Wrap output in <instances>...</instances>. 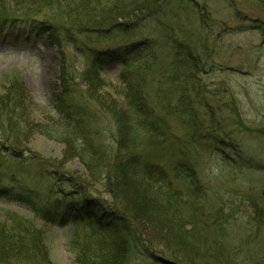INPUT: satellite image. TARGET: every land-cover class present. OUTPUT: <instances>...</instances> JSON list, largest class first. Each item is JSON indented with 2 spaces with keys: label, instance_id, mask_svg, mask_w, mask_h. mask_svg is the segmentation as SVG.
Listing matches in <instances>:
<instances>
[{
  "label": "trees",
  "instance_id": "16d2710c",
  "mask_svg": "<svg viewBox=\"0 0 264 264\" xmlns=\"http://www.w3.org/2000/svg\"><path fill=\"white\" fill-rule=\"evenodd\" d=\"M132 11L139 16L131 18ZM161 11V5L146 11L137 0H28L17 9L0 3V37L42 35L64 59L49 103L52 127L28 119L23 85L19 94L11 84L20 81H10L0 95V200L21 194L16 199L45 224L91 227L89 233L74 232L69 241L75 264H264L245 257L239 247L232 259H223L229 256L223 253V230L234 212L215 201L217 190L201 179L195 146L207 138L222 161L234 160L217 146L226 139L223 120L213 118L206 100L210 92L199 77L205 67L194 52L197 46L167 24L157 30ZM254 26L264 35L262 22ZM158 32L166 33L172 47L166 70L151 78L140 70L130 80L124 73L133 64H158L154 51L163 42ZM195 37L206 50L207 37ZM66 47L82 58V67L69 69ZM113 64L120 65L118 79L126 85L119 91L121 108L96 95L102 71ZM89 102L109 115V125H97ZM202 108L210 112L207 120L198 112ZM171 117L185 127L182 135L172 129ZM35 133L61 143L66 161L77 158L110 201L63 168L64 161L31 150L26 140ZM231 147L251 168L252 159L236 144ZM42 235L32 222L0 206V264H51Z\"/></svg>",
  "mask_w": 264,
  "mask_h": 264
},
{
  "label": "rangeland",
  "instance_id": "374dc122",
  "mask_svg": "<svg viewBox=\"0 0 264 264\" xmlns=\"http://www.w3.org/2000/svg\"><path fill=\"white\" fill-rule=\"evenodd\" d=\"M28 0H0L1 4L17 9L22 2ZM149 11L155 6H162L158 25L167 24L178 38L192 42L199 53L200 65L204 70L199 72L204 90L210 92L206 100L214 110L213 118L223 120L222 148L233 157L221 160V153L215 149V144L207 138H201L195 146L194 158L201 179L210 183L218 193L215 201H222L234 213L229 221L230 226L223 230V253L233 258L238 247L243 255L250 260H264V35L261 29L254 26L258 22L264 24V0H137ZM140 13L132 11L131 18ZM130 18V19H131ZM255 21V22H253ZM153 24V25H154ZM209 24L207 28L206 27ZM154 25V27H155ZM168 34V33H167ZM206 38L204 47L199 46L197 35ZM162 35V36H161ZM169 35V34H168ZM163 40L156 47L154 55L158 57L156 66L142 68V62L130 66L125 76L130 80L138 78L137 74L146 73V78L159 70H166L172 47L166 43V33H157ZM168 42V41H167ZM197 44V45H196ZM208 47V49H207ZM63 58L56 47L49 46L43 37L14 38L0 37V95L4 94L9 82L16 81L14 86L19 92L23 85L22 96L27 117L33 123L52 127L50 98L58 90L60 68ZM66 63L69 69L82 67V58L76 56L72 49L66 47ZM179 70V69H178ZM120 67L118 64L106 67L102 72L104 81L96 85V95L99 100L113 102L115 108L120 106L121 91L125 82L118 79ZM137 76V77H136ZM22 87V86H21ZM83 89V87H82ZM20 94V92H19ZM118 95V96H117ZM21 96V95H20ZM83 99L81 98L80 101ZM122 102V101H121ZM95 110L99 118V126L109 125L110 117L94 104L87 107ZM203 119H208L207 108L199 109ZM172 129L182 135L185 127L175 118H169ZM109 123V124H108ZM93 126V125H90ZM227 134V136H225ZM104 137H93L94 143H99ZM236 144L242 154L252 159L251 168L243 165L235 156L232 145ZM26 145L39 155L53 160L64 161V167L73 171L80 179L87 181L96 195L110 201L111 195L92 181L81 162L75 158L66 161L63 157L65 147L53 139L39 133L26 140ZM216 146V147H217ZM21 196V194H16ZM11 193L8 201L0 200L3 209L11 208L17 215L29 220L35 228L42 232L46 246L47 258L51 264H75L74 257L68 249L69 241L74 232L89 233L91 227L86 223L72 226L70 222L43 223L29 209L26 203L16 199ZM221 196V197H219ZM222 198V200H220ZM132 253L133 250L130 249ZM259 256L262 258L257 259ZM134 259V258H133ZM232 261V260H230ZM251 262V261H250Z\"/></svg>",
  "mask_w": 264,
  "mask_h": 264
},
{
  "label": "water",
  "instance_id": "95a60500",
  "mask_svg": "<svg viewBox=\"0 0 264 264\" xmlns=\"http://www.w3.org/2000/svg\"><path fill=\"white\" fill-rule=\"evenodd\" d=\"M164 262H165V263H168V264H173L172 262H170V261H166V260H164Z\"/></svg>",
  "mask_w": 264,
  "mask_h": 264
},
{
  "label": "bare ground",
  "instance_id": "6f19581e",
  "mask_svg": "<svg viewBox=\"0 0 264 264\" xmlns=\"http://www.w3.org/2000/svg\"><path fill=\"white\" fill-rule=\"evenodd\" d=\"M38 36H35L34 38H37Z\"/></svg>",
  "mask_w": 264,
  "mask_h": 264
}]
</instances>
